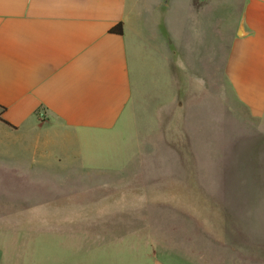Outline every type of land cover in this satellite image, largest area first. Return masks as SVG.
<instances>
[{
	"label": "crops",
	"instance_id": "0c3cea01",
	"mask_svg": "<svg viewBox=\"0 0 264 264\" xmlns=\"http://www.w3.org/2000/svg\"><path fill=\"white\" fill-rule=\"evenodd\" d=\"M213 17L216 24L231 23L228 41L215 33L212 50ZM119 23L122 35L111 34ZM214 69L222 70L217 82L228 94L220 102L224 115L239 119L240 107L253 118L264 116V0H0V134H31L37 145L56 129H125L117 144L122 163L109 164L124 166L123 172L79 174L81 191L103 197L117 192L116 182L130 187L140 181L150 188L154 183L164 196L190 199L187 208L173 206L170 221L156 220L158 247L151 253L145 226L121 233L111 220L98 232L66 228L70 255L62 264H116L125 261L126 249L142 264H167L160 256L189 263L180 247L195 246L198 238L206 244L204 231L218 230L222 211L238 213L244 149L225 141L211 157L209 143L195 135L202 131L198 119L215 120ZM210 161L221 166L215 173H206ZM141 206L101 205L95 213H147ZM156 213L168 211L157 206ZM72 224L66 219L67 227ZM4 249L0 235V264L17 263Z\"/></svg>",
	"mask_w": 264,
	"mask_h": 264
},
{
	"label": "rangeland",
	"instance_id": "374dc122",
	"mask_svg": "<svg viewBox=\"0 0 264 264\" xmlns=\"http://www.w3.org/2000/svg\"><path fill=\"white\" fill-rule=\"evenodd\" d=\"M230 23L222 21L216 24L213 17L212 50L219 41L215 33L222 35L223 42L228 41ZM196 26L200 28L198 22ZM221 73L220 69L213 70L212 107L215 120L212 121V117H208V120L198 119L200 127L197 129L202 131L196 130L195 135L203 144L209 143L205 149L211 150V157L218 153L223 142H239V152L243 148L246 157L243 165L248 167H244L245 171L241 175L242 165L239 166V189L245 195L239 197L238 213L228 215L232 220L226 218L227 214L222 211L218 215L221 221L218 230L204 231L210 239H207L206 244L203 238H198L195 246L180 247V253L193 261L177 262L174 257L160 256L167 264H264V116L253 118L240 107L239 119L232 113L224 115L226 109L222 103L228 94L224 95L223 87L218 86ZM117 130L108 134H88L56 129L43 133L37 145L35 139L30 138L31 134H0V235L3 236L5 253L7 251L10 257L18 259L17 263L10 264H62L61 259L66 260V256L70 255L64 244L67 241L64 236L66 228L73 232H98L111 220L119 229L117 232L121 233L145 226L149 252L156 250V220L159 218L163 222L164 218H168L170 221L173 206L187 208L190 199L164 196L166 193L155 191L154 183L150 188L140 181H133L130 187L116 182L114 187L117 192L114 195L109 193L103 197H93L91 191L86 194L81 191L85 187L81 188V182L76 179L79 174L123 172L122 165L109 166L115 161L122 163L117 144L123 142L124 134L119 132L125 129ZM45 139L48 143L43 145ZM184 141L180 139V152L190 172L188 150L183 149V146L186 147ZM214 163L221 167L217 162ZM19 165L26 171L18 168ZM217 165L212 166L210 161L206 173H215ZM134 169L139 172V167ZM151 169L154 168L149 167V172ZM248 169L251 175L256 170V175H249ZM120 189L123 191L118 192ZM101 205H142L147 208V213H95L97 206ZM157 206L168 211V214L158 215ZM66 219L73 223L70 228L66 225ZM167 233L171 234V230ZM61 236L64 238L61 239ZM159 248L172 249L171 246ZM122 254H126L125 261H117L116 264H142L132 250L128 253L126 249ZM149 258L148 263L151 262ZM63 264H67V261ZM68 264H75V261L71 259Z\"/></svg>",
	"mask_w": 264,
	"mask_h": 264
},
{
	"label": "trees",
	"instance_id": "16d2710c",
	"mask_svg": "<svg viewBox=\"0 0 264 264\" xmlns=\"http://www.w3.org/2000/svg\"><path fill=\"white\" fill-rule=\"evenodd\" d=\"M109 32L114 35H122L123 29H122V24L119 23L116 26L112 27Z\"/></svg>",
	"mask_w": 264,
	"mask_h": 264
}]
</instances>
